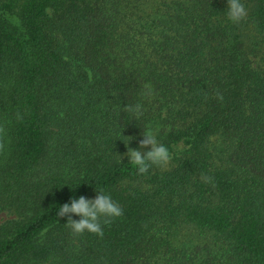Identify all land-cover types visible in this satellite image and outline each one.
<instances>
[{
	"label": "trees",
	"instance_id": "obj_1",
	"mask_svg": "<svg viewBox=\"0 0 264 264\" xmlns=\"http://www.w3.org/2000/svg\"><path fill=\"white\" fill-rule=\"evenodd\" d=\"M241 2L0 0V264H264V0ZM149 126L173 159L139 174ZM97 189L123 215L74 235L58 209Z\"/></svg>",
	"mask_w": 264,
	"mask_h": 264
},
{
	"label": "clouds",
	"instance_id": "obj_2",
	"mask_svg": "<svg viewBox=\"0 0 264 264\" xmlns=\"http://www.w3.org/2000/svg\"><path fill=\"white\" fill-rule=\"evenodd\" d=\"M246 16L247 10L241 0H227V18L231 22L239 23ZM145 88L150 89V85H145ZM217 98L222 99V96L217 94ZM128 110L139 116L141 114V105L128 106ZM2 131L3 129H0V132ZM142 136L143 139L139 142V149H145L150 146L151 150L142 152L128 147L126 155L129 157V163L136 167L139 174H146L152 166L167 170L173 159L169 148L158 141L157 132L150 126L143 131ZM129 142L125 145L127 146ZM4 148L5 145L0 142V152ZM69 214H75L81 218L78 221L73 220ZM122 215V207L112 199L110 194H105L102 189H97V195L94 199H88L84 196H80L78 199H71L70 203L61 205L57 212L59 217H68L65 225L71 229L74 235H82L88 232L100 237L104 235L101 218H104V224H110L114 218Z\"/></svg>",
	"mask_w": 264,
	"mask_h": 264
}]
</instances>
